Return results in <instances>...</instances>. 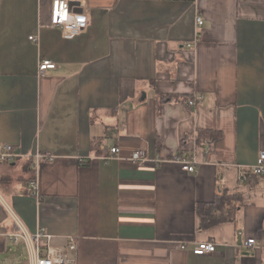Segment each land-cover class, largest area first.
Wrapping results in <instances>:
<instances>
[{
  "label": "crops",
  "instance_id": "obj_1",
  "mask_svg": "<svg viewBox=\"0 0 264 264\" xmlns=\"http://www.w3.org/2000/svg\"><path fill=\"white\" fill-rule=\"evenodd\" d=\"M68 1L87 18L73 39L49 27L50 0H0V148L47 155L0 163V232L12 213L55 247L73 240L72 264H264V177L249 173L264 152V0ZM41 60L55 68L39 76ZM197 130L220 138L197 146ZM219 197L225 220L204 228L197 207ZM202 242L215 253L194 255ZM17 253L2 243L0 264Z\"/></svg>",
  "mask_w": 264,
  "mask_h": 264
},
{
  "label": "built area",
  "instance_id": "obj_2",
  "mask_svg": "<svg viewBox=\"0 0 264 264\" xmlns=\"http://www.w3.org/2000/svg\"><path fill=\"white\" fill-rule=\"evenodd\" d=\"M50 2V28L60 29L65 39H73L86 29V15L78 7H73L68 0H50ZM203 21L201 16H197L196 26H202ZM30 40L36 41L33 37H30ZM187 46L190 47L191 45L188 44ZM54 68L55 64L52 62L41 60L38 64V74L43 76L47 70H53ZM188 105L193 107L195 105L194 100L189 101ZM28 157L33 158L34 167L40 161L47 159V155L38 153L28 156L10 145H3L0 148L1 164L14 163ZM110 157H118L120 160H126L137 167L147 161L145 151L142 149H137L129 154L128 157L123 158L120 157L119 150L114 147L110 150ZM171 161L181 165L182 169L188 173L195 171L193 163L185 158L175 156ZM160 162V160H156V163ZM249 173L257 177H264V152L258 155L256 163L249 169ZM30 190L32 195L37 197L38 186L35 180L30 183ZM2 207L5 208L7 213L9 212L5 205ZM10 216L16 226V231L0 232V245L2 243H8L13 246L22 245L28 254L30 264H72L74 262L71 256L76 253L77 247L73 240H70L66 248L55 247L52 244L53 237L44 229L29 233L12 213ZM242 246L249 250L258 248V244L254 239L245 240ZM180 249L185 248L181 246ZM215 251V244L211 242L199 243L192 249V253L199 257L212 255Z\"/></svg>",
  "mask_w": 264,
  "mask_h": 264
},
{
  "label": "trees",
  "instance_id": "obj_3",
  "mask_svg": "<svg viewBox=\"0 0 264 264\" xmlns=\"http://www.w3.org/2000/svg\"><path fill=\"white\" fill-rule=\"evenodd\" d=\"M171 100V96L168 95H161L160 96V102H167ZM190 100H183V103H185L188 107V102ZM220 138V133L213 132L209 130H197L194 134L193 140L197 146L204 147L205 145H211L215 141H217ZM30 160L33 161V158L30 157ZM34 162V161H33ZM32 162V163H33ZM31 165V164H30ZM28 168H31V166H27ZM230 199L227 197H219L215 200L212 204H200L197 207V213L200 218L201 224L204 228L210 227L216 223H220L221 221H224L225 218H212V212L214 209L220 208L222 206H226L227 203H229ZM213 221H212V220Z\"/></svg>",
  "mask_w": 264,
  "mask_h": 264
},
{
  "label": "rangeland",
  "instance_id": "obj_4",
  "mask_svg": "<svg viewBox=\"0 0 264 264\" xmlns=\"http://www.w3.org/2000/svg\"><path fill=\"white\" fill-rule=\"evenodd\" d=\"M8 164H10V163H8ZM20 165H21L20 163H17L16 164V169L18 171L17 174L22 176L23 175V171H22V169H20ZM0 196H1V198L3 200H6V195L4 194V192L1 189H0ZM1 198H0V205L3 206L5 204L3 203V200ZM15 247H16V249H18V253L13 255L14 256L13 257L14 258V264L18 263L17 260H21V262L25 263L27 261V259H28V254H27L26 250H24L22 248V245H20V247L19 246H15ZM7 257L10 258V256H7Z\"/></svg>",
  "mask_w": 264,
  "mask_h": 264
}]
</instances>
